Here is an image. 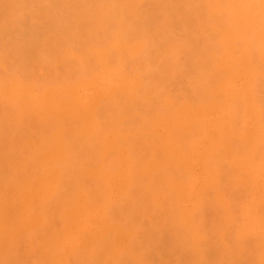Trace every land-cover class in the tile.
Masks as SVG:
<instances>
[{"label": "bare ground", "instance_id": "6f19581e", "mask_svg": "<svg viewBox=\"0 0 264 264\" xmlns=\"http://www.w3.org/2000/svg\"><path fill=\"white\" fill-rule=\"evenodd\" d=\"M0 264H264V0H0Z\"/></svg>", "mask_w": 264, "mask_h": 264}]
</instances>
